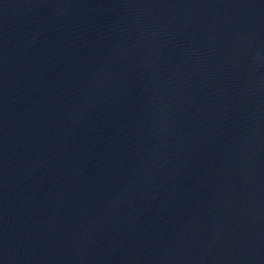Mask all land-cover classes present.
<instances>
[{"label":"water","instance_id":"obj_1","mask_svg":"<svg viewBox=\"0 0 264 264\" xmlns=\"http://www.w3.org/2000/svg\"><path fill=\"white\" fill-rule=\"evenodd\" d=\"M0 264H264V0H0Z\"/></svg>","mask_w":264,"mask_h":264}]
</instances>
